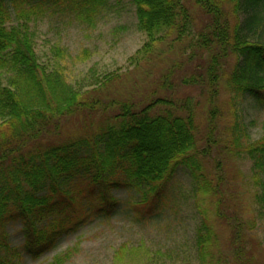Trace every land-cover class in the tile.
<instances>
[{
  "label": "trees",
  "instance_id": "16d2710c",
  "mask_svg": "<svg viewBox=\"0 0 264 264\" xmlns=\"http://www.w3.org/2000/svg\"><path fill=\"white\" fill-rule=\"evenodd\" d=\"M111 1L0 0V264H21V252L10 243V226H22L25 250L36 261L90 219L115 215L123 204L114 192L123 186L137 194L130 204L136 216L158 211L169 184L184 167L195 169L199 155L196 102L191 96L174 99L175 89L204 84L209 104L206 148L216 145L222 58L232 54L238 59L227 79L229 89L264 110V42L250 40L264 26V0H134L139 27L148 36L132 59L137 64L170 54L189 38L194 20L188 2H194L207 18L192 44L199 56L188 58L202 62L203 75L197 76L194 70L190 77L181 76L187 62L173 61L153 82L163 96L141 108L120 95L101 99L100 93L82 94L58 70L39 62L33 25L49 17L70 16L94 27ZM54 51L63 57L59 45ZM157 107H164V112L155 114ZM111 109L117 110L119 125L108 124L99 132L61 144H46L67 118ZM246 153L263 172L264 138L249 144ZM195 178L198 190L214 195L219 207L223 203L220 180L204 174ZM242 225H236L235 234L238 263L245 260ZM217 244L215 230L203 222L197 235L202 262H208ZM128 254V247L122 246L118 259L125 260ZM63 261L56 256L51 264Z\"/></svg>",
  "mask_w": 264,
  "mask_h": 264
},
{
  "label": "rangeland",
  "instance_id": "374dc122",
  "mask_svg": "<svg viewBox=\"0 0 264 264\" xmlns=\"http://www.w3.org/2000/svg\"><path fill=\"white\" fill-rule=\"evenodd\" d=\"M188 8L194 20L189 38L175 45L170 54L160 58L155 55L152 62L139 64L132 59L148 42V36L139 27L134 0L121 4L112 0L94 27L81 25L70 16L46 18L32 29L39 62L58 70L82 94L100 93L101 99L107 94L117 98L120 95L122 99L131 98L141 108L163 96L153 82L173 61L187 62L181 76L190 77L194 70L197 76L203 75L202 62L188 58L197 54L192 44L207 18L194 2H188ZM231 22L236 24L235 19ZM250 40L264 42V26ZM57 45L63 49V57L56 55ZM237 61L229 54L220 62L224 78L217 102L216 145L206 148L209 104L204 84H182L175 89L174 99L191 96L196 102L199 155L195 169L184 167L169 184L158 211L136 216L130 206L137 194L123 186L114 192L123 204L115 215L90 219L36 261L25 250L22 226L12 225L10 243L21 252V264H51L56 256L62 257L63 264H264V171H258L255 160L246 153L249 144L264 138V110L249 97L237 96L229 89L227 79ZM147 95L150 97L145 99ZM163 108H155L154 113H163ZM117 113L115 109L106 113L88 110L67 118L60 132L46 144H61L99 132L108 124L119 125ZM202 174L215 182L220 180L223 203L219 207L214 195L198 190L195 176ZM203 222L215 230L218 240L207 263L202 262L197 248ZM234 222L243 223L242 263L235 259L239 227ZM122 246L129 250L125 260L118 259Z\"/></svg>",
  "mask_w": 264,
  "mask_h": 264
}]
</instances>
